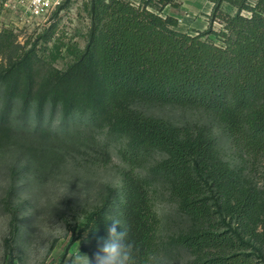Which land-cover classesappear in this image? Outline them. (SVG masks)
Returning a JSON list of instances; mask_svg holds the SVG:
<instances>
[{
	"label": "trees",
	"instance_id": "trees-1",
	"mask_svg": "<svg viewBox=\"0 0 264 264\" xmlns=\"http://www.w3.org/2000/svg\"><path fill=\"white\" fill-rule=\"evenodd\" d=\"M210 1L209 28L195 35L164 15L178 0H88L84 49L55 41L45 53L55 24L24 45L13 30H0V160L12 158L14 179L46 181L82 149L109 164V142L121 144L122 186L106 190L77 238L94 252L82 248L73 259L96 264L117 217L138 262L151 252L160 264H264V182L224 161L207 128L142 110L202 111L242 161L264 160V0ZM64 48L71 61L59 70ZM100 135L108 145L96 144ZM159 189L183 220L171 234L156 210ZM17 192L12 185L8 199ZM11 211L8 247L20 230L18 210Z\"/></svg>",
	"mask_w": 264,
	"mask_h": 264
},
{
	"label": "rangeland",
	"instance_id": "rangeland-1",
	"mask_svg": "<svg viewBox=\"0 0 264 264\" xmlns=\"http://www.w3.org/2000/svg\"><path fill=\"white\" fill-rule=\"evenodd\" d=\"M7 1L0 0V30H13L20 45H24L28 40L33 42L39 34L55 24L53 41L46 46L49 49L45 50V53L49 52L55 41L62 42L66 46L75 44L80 49L85 48L90 28L85 12V4L88 0H71L66 9L57 16L53 14L44 25L19 28H15L18 24L16 16L3 7ZM257 1L249 0L251 4ZM224 10L231 14L236 11L227 4ZM208 28L209 22L205 30ZM221 28V23H214L213 29L220 31ZM198 32L202 31L197 30ZM70 61L71 58L64 48L62 58L55 66L59 70H64ZM142 110L177 126L207 128L216 137L224 161L234 168L246 169L245 173L256 182L261 184L264 182V160L255 167L248 161H242L235 147L204 112L170 106L145 107ZM96 144L104 146V144L108 145V141L104 135H100L96 138ZM120 148V143L109 142L108 150L111 157L109 164L101 161L95 150L82 149L81 153L68 156L62 168L54 176L42 182L32 178L28 181L25 178L14 179L9 171L12 158L2 157L0 160V264H92L90 256L73 259L82 248L94 252L86 243H82L81 238H77L85 228L87 215L101 207L106 190L120 189L122 186L121 172L127 168V164L119 156ZM12 185L18 189L17 196L8 199ZM8 203L10 207L7 206ZM15 209L18 210L17 224L20 230L8 247L5 240L11 237L10 222L13 213L11 210ZM156 210L162 219L165 234H171L182 227L183 220L176 212L175 203L163 189H159ZM85 236L86 233H83L82 238Z\"/></svg>",
	"mask_w": 264,
	"mask_h": 264
},
{
	"label": "clouds",
	"instance_id": "clouds-1",
	"mask_svg": "<svg viewBox=\"0 0 264 264\" xmlns=\"http://www.w3.org/2000/svg\"><path fill=\"white\" fill-rule=\"evenodd\" d=\"M108 227V237L100 245L95 259L96 264H160V258L154 253H146L142 261L138 262L136 257V245L128 238V232L121 220L117 217L111 218ZM123 226L118 231V226Z\"/></svg>",
	"mask_w": 264,
	"mask_h": 264
},
{
	"label": "built area",
	"instance_id": "built-area-1",
	"mask_svg": "<svg viewBox=\"0 0 264 264\" xmlns=\"http://www.w3.org/2000/svg\"><path fill=\"white\" fill-rule=\"evenodd\" d=\"M66 1L67 0H8L3 7L16 16L18 24L15 28L34 27L48 23L51 16L62 7Z\"/></svg>",
	"mask_w": 264,
	"mask_h": 264
},
{
	"label": "crops",
	"instance_id": "crops-1",
	"mask_svg": "<svg viewBox=\"0 0 264 264\" xmlns=\"http://www.w3.org/2000/svg\"><path fill=\"white\" fill-rule=\"evenodd\" d=\"M180 7H167L165 16H171L179 21V29L190 35L197 34V30L204 31L213 10L210 0H178ZM182 27V28H181Z\"/></svg>",
	"mask_w": 264,
	"mask_h": 264
}]
</instances>
